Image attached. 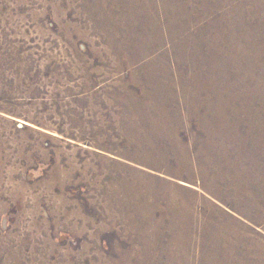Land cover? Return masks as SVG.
<instances>
[{
	"label": "rangeland",
	"instance_id": "obj_1",
	"mask_svg": "<svg viewBox=\"0 0 264 264\" xmlns=\"http://www.w3.org/2000/svg\"><path fill=\"white\" fill-rule=\"evenodd\" d=\"M0 264H264V0H0Z\"/></svg>",
	"mask_w": 264,
	"mask_h": 264
},
{
	"label": "bare ground",
	"instance_id": "obj_2",
	"mask_svg": "<svg viewBox=\"0 0 264 264\" xmlns=\"http://www.w3.org/2000/svg\"><path fill=\"white\" fill-rule=\"evenodd\" d=\"M156 126V125H155ZM145 137V136H144ZM197 166V165H196ZM143 185V184H142ZM139 186V185H138ZM209 191V190H208ZM205 193V192H204ZM209 195V194H208ZM176 199V198H175ZM180 201V200H179ZM179 201H174L172 202L173 205L175 206V214L177 213V215H179L181 218H184V221H185V218H189L190 216H188L189 214V208L188 206L183 203L182 201L179 202ZM171 202V201H170ZM176 215V216H177ZM193 220V219H192ZM197 220V219H196ZM209 220V219H208ZM203 222V221H202ZM206 223V222H205ZM213 225V224H212ZM227 225V226H226ZM226 227V228H225ZM218 228V227H217ZM210 230V229H209ZM215 231V230H214ZM231 231H233V233L236 234L237 236V233H236V230H235V225L234 223H230L229 224H221L220 225V228L219 229H216V238L217 239H227V232L229 233V235H231ZM234 234V235H235ZM233 238V236H232ZM239 238V237H238Z\"/></svg>",
	"mask_w": 264,
	"mask_h": 264
}]
</instances>
